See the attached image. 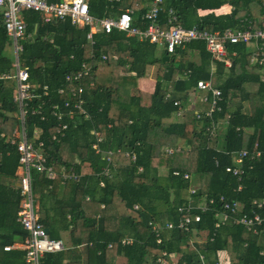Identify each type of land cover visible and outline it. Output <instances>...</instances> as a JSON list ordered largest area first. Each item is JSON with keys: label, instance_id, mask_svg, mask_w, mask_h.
<instances>
[{"label": "trees", "instance_id": "obj_1", "mask_svg": "<svg viewBox=\"0 0 264 264\" xmlns=\"http://www.w3.org/2000/svg\"><path fill=\"white\" fill-rule=\"evenodd\" d=\"M88 2L91 14L99 18L119 14L128 4L135 9L134 25L142 28L147 23L141 15L152 4ZM227 4L231 12L216 13ZM162 7L159 21L164 28L171 8L185 27L245 29L251 21L252 31L264 28V0H163ZM23 15L32 38L24 41L20 60L29 68L31 81L40 85L39 92L49 86L47 96L30 102L26 128L30 135L42 129L47 165L57 172L49 178L33 171L34 192L49 236L66 246L47 253L41 264H117L121 256L127 264H164L172 256L178 257V264H264V63L251 62L258 47L253 42L230 44L229 51L236 52L229 55L231 66L215 61L212 73V55L200 40L177 48L164 61V49L136 35L117 29L101 32L91 45L89 27L79 28L68 18L45 22L34 10ZM10 47L14 56L6 53ZM14 60L13 41L0 13V75L11 71ZM83 64L91 66L93 74L67 82ZM149 68H156L151 73L156 79L152 93L138 88V78L150 73ZM209 79L222 92L219 109L206 115V103L197 101V112L187 109L180 121H169L180 110L174 102L180 98L188 107V91ZM78 85L85 87L86 117L77 110L69 115L71 108L63 107L66 99L74 101L70 89ZM15 86L14 79H0V264H26L23 248L5 250L28 235L17 221L19 154L1 135L12 134L16 126L8 115L20 111ZM204 94L200 90L197 98ZM54 104L66 113L61 120L52 114ZM33 109L40 113L32 114ZM60 121L69 127L63 136L57 133ZM95 131L103 137L101 151L113 152L111 161L93 148ZM63 168L73 170L80 180L64 181ZM112 171L115 178L110 177ZM185 216L190 221L180 227ZM241 218L251 223H236Z\"/></svg>", "mask_w": 264, "mask_h": 264}, {"label": "built area", "instance_id": "obj_2", "mask_svg": "<svg viewBox=\"0 0 264 264\" xmlns=\"http://www.w3.org/2000/svg\"><path fill=\"white\" fill-rule=\"evenodd\" d=\"M119 1V0H117ZM163 0H152V4L147 11L141 15V20L147 23L145 28L134 25V12L133 7H128L121 11L117 16H105L99 18L91 14L88 0H0V13L2 14L3 24L8 36L11 37L14 45L15 60L13 68L10 72L0 75V79L15 80L14 101L19 105L20 111L17 114L19 123L15 126L14 132L8 134L3 132L1 135L5 137L8 142L14 144L19 154V165L17 169V175L19 177L17 188L20 190L21 202L18 211L17 221L21 224L23 229L28 232L25 240L20 244L13 246H6L5 250H11L15 247H20L25 250V262L26 264H41L42 258L47 253H56L65 250L66 246L62 240L53 239L47 232V227L40 220V205L37 200V196L34 192L33 171L42 173L49 178H55L57 172L50 165H47V153L44 150L45 141L41 139L42 129L36 128L33 134H29L26 128V116L28 114V107L30 102L34 99L41 98L42 95L47 96L49 93V86H43V94L39 92L40 85L33 83L30 78V70L20 60V53L24 50V41L28 38H32V33L27 32V23L24 19L23 12L25 10H34L40 13L42 19L47 22L54 18L56 19H70L74 25L79 28L89 27L87 33V40L91 45L95 44L94 35L97 31L104 33H111L117 29L125 32L128 36L136 35L140 39H147L155 44H162L167 55L175 54L177 48H183L187 44L193 41L205 42L207 50L212 55V61H222L227 67L231 66V59L229 55H235L236 52L229 51L228 46L230 44H237L241 42L251 43L253 42L258 47V51L255 50L252 53L251 62L260 64L264 63V28H260L252 31L250 25L251 21H248L245 29L239 28H226L225 30H208L200 27L199 25H193L192 27H185L178 22V15L174 9H169L167 28L162 27L159 21V15L163 9ZM106 59V56H104ZM264 65V64H263ZM82 69L76 73L73 77L68 75L66 77L67 82L74 81L80 82L85 76L93 74L91 66L82 65ZM190 72V71H188ZM187 73L184 76H187ZM94 83L90 81V86ZM197 90H204L206 95L201 97L202 101L208 105L206 115H211L215 110L219 109L218 102L221 99V90L212 84V80H199L197 82ZM64 88L60 87L58 93H64ZM85 87L78 85L72 87L70 92L75 97L74 101L66 99L64 101V108H71L69 115L75 110L79 114H84L85 117L88 113L85 110V99L82 97ZM211 94V96L208 95ZM168 94L167 97H169ZM191 99L195 101V91L190 93ZM175 105H180V101L176 100ZM59 104L52 105V114L58 120H61L65 116V111ZM182 110L178 111L180 114ZM197 112V110H196ZM40 113L37 109L32 110V114ZM41 120H45V115H42ZM68 124L60 121L57 133L63 136L68 129ZM97 142L93 144V148L97 152H101L108 161H111L113 152H102L99 147V143L103 141V137L99 132H94ZM57 134L53 135V140L57 139ZM166 152L171 154L172 149H167ZM245 154V152H244ZM135 160V155L133 156ZM238 162L242 161V158H236ZM232 170L228 167L227 170ZM141 170V169H140ZM62 177L65 180H80V175L76 174L73 170L69 172L63 168ZM237 172V170H235ZM108 171L106 172V174ZM175 174H179L175 172ZM185 178H189V175H184ZM103 185V183H101ZM204 200V199H203ZM205 201L200 207L205 208ZM229 207L228 204L225 205ZM183 210H189V208H182ZM225 215L222 219L226 220ZM200 216H196L198 221ZM258 219V217H256ZM190 217L185 216L180 218L179 226L183 227L184 222H189ZM236 223L250 224L251 220L247 218L236 219ZM223 223V222H222ZM221 223H217V227ZM168 228H172L173 224L169 223ZM126 242V240L124 241Z\"/></svg>", "mask_w": 264, "mask_h": 264}, {"label": "rangeland", "instance_id": "obj_3", "mask_svg": "<svg viewBox=\"0 0 264 264\" xmlns=\"http://www.w3.org/2000/svg\"><path fill=\"white\" fill-rule=\"evenodd\" d=\"M158 48L159 49H164L163 48V46H162V44H159L158 45ZM7 55H9V56H12V54H13V52H12V47H10V49H8L7 50ZM13 56H14V54H13ZM151 69V72L149 73V72H147V74H146V78L147 79H151V77H152V75L155 73V71H156V68H149V70ZM151 73H153L152 75H151ZM262 78L264 79V72H263V75H262ZM15 88V87H14ZM139 88V87H138ZM13 93H14V89H13ZM198 93H199V90H196L195 91V95H196V97H198ZM200 99V98H199ZM17 114H18V112H16V113H8V115H9V117L12 119V120H14V122H15V125H17V123H16V119H15V117L17 118ZM183 118V112L181 111L180 112V114H177L176 115V117H174V118H170L169 119V121H180V119H182ZM18 119V118H17ZM11 120V121H12ZM162 173H166V170H164V169H162V171H161ZM116 175V172L115 171H112L111 172V178H115L114 176ZM119 175V174H118ZM118 175L116 176V177H118ZM59 198H63V195H60L59 196ZM204 203V200L202 199V201L200 202V204L202 205ZM161 208L160 209H162L163 208V206L161 205L160 206ZM66 234V235H65ZM65 234H63V237H67V235H68V233H65ZM201 238L200 239H203V238H205V235H202V236H200ZM125 240H126V238H125ZM178 257H176V256H172L170 259H168L167 261L166 260H164V264H178ZM117 264H127V259L124 257V256H121V257H118L117 258ZM227 264H229V262L227 263Z\"/></svg>", "mask_w": 264, "mask_h": 264}, {"label": "crops", "instance_id": "obj_4", "mask_svg": "<svg viewBox=\"0 0 264 264\" xmlns=\"http://www.w3.org/2000/svg\"><path fill=\"white\" fill-rule=\"evenodd\" d=\"M226 6H228V7H227V8H224V7H226ZM125 7L128 8L129 5L126 4ZM222 9H223V10H222ZM231 10H232V6L229 5V4H227V5L223 6V7H221L220 9L216 10V13H217V14L228 13V12H231ZM115 13H116L115 16H117V15H118V12H115ZM204 13H205V11H200L199 14H204ZM97 33H101V32L96 30V33H95V34H97ZM196 58H197V57H196ZM196 58H195V59H196ZM215 69H216V63L212 61V63H211V72L213 73ZM263 72H264V66L261 67V72H260V73H261V77H262V75H263ZM262 79H263V78H262ZM263 80H264V79H263ZM138 87H139L140 90H143V91H147V92L152 93V92H154L155 87H156V79L153 78V77H151V79H147L145 76H144V77H140V78H138ZM191 90H192V89H191ZM191 90L188 91L189 95H190V93H191ZM205 93H206V92H205ZM206 94H207V93H206ZM206 94H204V95H206ZM189 95L187 94V100H186V103H187L189 106H188V107H184L185 110L188 109V108H189V109H192V110L194 109V107L192 106V103L194 102V100L191 99V96H189ZM177 100L181 101L180 98L177 99ZM190 105H191V106H190ZM16 174H17V172H16ZM60 233H61V235L65 234V232H60Z\"/></svg>", "mask_w": 264, "mask_h": 264}, {"label": "clouds", "instance_id": "obj_5", "mask_svg": "<svg viewBox=\"0 0 264 264\" xmlns=\"http://www.w3.org/2000/svg\"><path fill=\"white\" fill-rule=\"evenodd\" d=\"M167 96H168V95H167ZM189 96H190V95H189ZM197 101H198V102H203L201 98L199 99V98L195 97V101L192 103V106H193V107H194V104L197 103ZM174 104H175V102H174ZM176 106H178V107L180 108V110H182V112L185 110L184 107L182 106V102H181V101H180V105H176ZM190 106H191V105H190ZM204 106H205V105H204ZM206 106H207V107H206ZM206 106H205V107H206L205 112H206V110L208 109V105H207V104H206ZM188 109H189V108H188ZM180 110L178 109V111H180ZM186 110H187V109H186ZM186 110H185V111H186ZM196 110H197V109H195V107H194L193 111L196 112ZM178 111H177V112H178ZM197 111H198V110H197ZM177 112L175 113V115H177ZM205 112H204V113H205ZM183 114H184V112H183Z\"/></svg>", "mask_w": 264, "mask_h": 264}, {"label": "water", "instance_id": "obj_6", "mask_svg": "<svg viewBox=\"0 0 264 264\" xmlns=\"http://www.w3.org/2000/svg\"><path fill=\"white\" fill-rule=\"evenodd\" d=\"M169 59H170V56H168V55H165L164 58H163L164 61H168ZM46 230H47L48 233H50V229L49 228H47Z\"/></svg>", "mask_w": 264, "mask_h": 264}, {"label": "bare ground", "instance_id": "obj_7", "mask_svg": "<svg viewBox=\"0 0 264 264\" xmlns=\"http://www.w3.org/2000/svg\"><path fill=\"white\" fill-rule=\"evenodd\" d=\"M95 30H98L97 28Z\"/></svg>", "mask_w": 264, "mask_h": 264}]
</instances>
